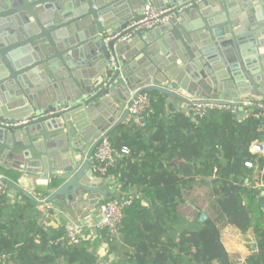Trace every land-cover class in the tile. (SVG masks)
<instances>
[{
    "label": "water",
    "instance_id": "95a60500",
    "mask_svg": "<svg viewBox=\"0 0 264 264\" xmlns=\"http://www.w3.org/2000/svg\"><path fill=\"white\" fill-rule=\"evenodd\" d=\"M145 5L169 8L166 21L142 29ZM138 88L194 104L264 100V0H0V123L65 105L0 126V161L45 181L46 203L90 210L112 195L88 158Z\"/></svg>",
    "mask_w": 264,
    "mask_h": 264
},
{
    "label": "trees",
    "instance_id": "16d2710c",
    "mask_svg": "<svg viewBox=\"0 0 264 264\" xmlns=\"http://www.w3.org/2000/svg\"><path fill=\"white\" fill-rule=\"evenodd\" d=\"M148 95L151 114L143 127L127 118L107 132L117 153L108 176L118 196L103 203L131 198L116 235L95 229L74 244L65 225L39 224L37 202L23 195L9 204L1 197L5 264H232L222 243L227 227L249 233L253 241V253L242 264H264V156L249 151L264 138L258 113L243 117L212 109L193 118L176 100ZM199 190L201 206L192 198Z\"/></svg>",
    "mask_w": 264,
    "mask_h": 264
},
{
    "label": "built area",
    "instance_id": "2783aa9c",
    "mask_svg": "<svg viewBox=\"0 0 264 264\" xmlns=\"http://www.w3.org/2000/svg\"><path fill=\"white\" fill-rule=\"evenodd\" d=\"M5 1H13V0H5ZM169 8H154L149 5H145L141 9V15L143 19L139 22L142 25V29L150 28L152 26H156L160 23H164L166 20H158ZM119 33H115L113 37H117ZM130 35L124 36L121 38L122 41L127 40ZM130 105L128 108V118L133 121V123L137 127L144 126V119L149 117L151 114V101L148 95V92L143 90V88H138L130 92L129 100ZM203 102L194 104L193 100L186 99L183 100V106L179 110L184 111L189 114L193 118L202 117L208 110L212 109H224L231 111L232 114L238 115L240 114L243 117L248 116L253 112H257L258 118L262 120L261 130L264 133V100H256V99H246L239 102H230L226 104L215 103L217 101H221L220 99L213 98L210 100H202ZM177 107V106H176ZM65 109V105L55 106L53 112L44 113L41 112L38 115L40 117L51 116L53 113H57ZM241 109V110H240ZM31 115L26 118L18 119V120H7L5 122L0 123V126L3 127H19L28 124L31 121L36 120L39 116ZM249 151L251 154H255L258 156H264V138L259 141H255L251 144ZM122 154H127L126 149H122ZM117 153L112 148L109 138L106 133H102L98 138V144L93 150L92 154L88 158L89 167L92 173L98 177L105 179L106 183H108L112 188L115 185L113 178L108 176V172L110 168L114 167L115 159ZM247 168H251V164H245ZM8 190V183L3 181V178L0 177V198L6 194ZM31 197L41 206L45 207V210H50L52 204L46 203L44 198L41 199L37 194L31 192ZM131 202V198L128 199H116L107 203H101L99 205V214L96 221L93 223H77L72 222L66 225L67 237L71 243H77L81 238L85 235L90 238L93 236L92 233L95 229H105L111 236L116 235L122 220V211L128 206ZM1 206V205H0ZM5 255L0 257V263L5 264Z\"/></svg>",
    "mask_w": 264,
    "mask_h": 264
},
{
    "label": "crops",
    "instance_id": "0c3cea01",
    "mask_svg": "<svg viewBox=\"0 0 264 264\" xmlns=\"http://www.w3.org/2000/svg\"><path fill=\"white\" fill-rule=\"evenodd\" d=\"M173 98L169 97V102H172L173 100H171ZM176 101L175 104L177 106L178 109L182 108L183 104V100L182 99H174ZM43 109L40 110V112H42ZM39 112V113H40ZM122 115V112H116L115 116H116V120L119 119ZM9 163L6 160H1L0 161V177L4 178L6 183H8V190L6 192V194L4 196H2L4 198V200L9 203V204H13L14 201L16 200H20V198L23 196V193L30 195L31 192L37 194L39 197L47 199V197L45 196V187H44V182L41 179H36V180H32L29 179L27 176H25L24 178L19 177L18 175H16L14 172H12L11 167L8 166ZM256 169V168H255ZM257 170L254 172V176L256 177L257 175ZM261 176L263 177V173H264V168L261 171ZM264 182V181H263ZM262 182V184H260L261 187L264 188V183ZM116 186V184H115ZM111 186L108 183H105L102 187V189L110 192L112 195H114L115 197L118 196V192L116 190L115 187V191L112 190V188H110ZM31 196V195H30ZM83 199H86L85 197ZM105 200V199H104ZM103 200V201H104ZM103 201H99L94 208L92 209H87L85 208H81L80 210H69L68 208L65 207L64 203L61 202V200H57L56 203L52 204V207L50 210H45V207L43 206H38V210L41 212L40 215V220H38L39 224L42 226H50V227H57L60 224L63 225H68L69 223H88L89 224L94 221H96V219L98 218V214H99V205L103 202ZM79 201H76V203L74 205H78ZM39 205V203H38ZM75 218L78 219L77 221H75ZM228 228V227H227ZM232 228V227H230ZM94 232V230H93ZM252 239L250 237V252L248 255H250L251 253H253V246H252ZM223 243V241H222ZM224 245V243H223ZM225 247V245H224ZM105 251V246L101 245L97 248V252L98 254L101 256L103 255ZM227 251V250H226ZM229 254V253H228Z\"/></svg>",
    "mask_w": 264,
    "mask_h": 264
},
{
    "label": "rangeland",
    "instance_id": "374dc122",
    "mask_svg": "<svg viewBox=\"0 0 264 264\" xmlns=\"http://www.w3.org/2000/svg\"><path fill=\"white\" fill-rule=\"evenodd\" d=\"M115 187L117 190V186L114 185L113 191H115ZM192 198L196 199L201 206L205 200L204 190L196 191ZM222 241L230 255L232 264H242L250 252V234L243 236L236 229L228 227L222 231Z\"/></svg>",
    "mask_w": 264,
    "mask_h": 264
}]
</instances>
